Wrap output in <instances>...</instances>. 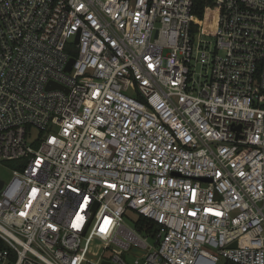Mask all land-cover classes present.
Instances as JSON below:
<instances>
[{"label":"built area","instance_id":"built-area-1","mask_svg":"<svg viewBox=\"0 0 264 264\" xmlns=\"http://www.w3.org/2000/svg\"><path fill=\"white\" fill-rule=\"evenodd\" d=\"M0 163V264H264V0H0Z\"/></svg>","mask_w":264,"mask_h":264},{"label":"trees","instance_id":"trees-1","mask_svg":"<svg viewBox=\"0 0 264 264\" xmlns=\"http://www.w3.org/2000/svg\"><path fill=\"white\" fill-rule=\"evenodd\" d=\"M212 4V0H193V12L200 18H202L205 7ZM10 165H13L10 161ZM135 227L142 233H149L152 228L155 227V223L147 219L146 217L139 215L135 223Z\"/></svg>","mask_w":264,"mask_h":264},{"label":"rangeland","instance_id":"rangeland-1","mask_svg":"<svg viewBox=\"0 0 264 264\" xmlns=\"http://www.w3.org/2000/svg\"><path fill=\"white\" fill-rule=\"evenodd\" d=\"M30 133H31V134L28 135V138H29V137H36V136L39 134V131H38V129H36V128H32ZM12 166H13V165H12ZM11 175H12L11 168L8 167V166H6V165H4V164H2V163H0V178L3 179L4 181H7V180L11 177ZM133 217H135V215H133ZM125 220H126V222H127L129 225L132 224V222H131L130 219H129V220H128V219H125ZM149 241H150V242H153V239H150V238H149ZM125 260H126L129 264H132V262H133V256H132V255H127V256L125 257ZM221 261H222V260H221Z\"/></svg>","mask_w":264,"mask_h":264},{"label":"water","instance_id":"water-1","mask_svg":"<svg viewBox=\"0 0 264 264\" xmlns=\"http://www.w3.org/2000/svg\"><path fill=\"white\" fill-rule=\"evenodd\" d=\"M71 63H72V59L69 60V63L67 66L68 69H69V66ZM2 183H3V181L0 179V187L2 186ZM135 251H137V250H135ZM102 264H111V263L104 261V262H102Z\"/></svg>","mask_w":264,"mask_h":264}]
</instances>
